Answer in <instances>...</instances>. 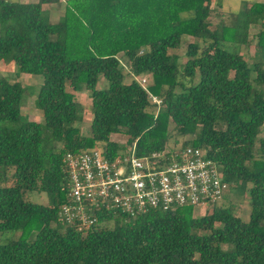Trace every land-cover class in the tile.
Segmentation results:
<instances>
[{"label":"trees","instance_id":"obj_1","mask_svg":"<svg viewBox=\"0 0 264 264\" xmlns=\"http://www.w3.org/2000/svg\"><path fill=\"white\" fill-rule=\"evenodd\" d=\"M58 2L0 0V62L42 76L35 121L21 112L26 86L0 75V234L18 232L0 242V264H264V1L244 0L216 24L212 0H65L51 22L43 5ZM252 25L260 29L249 62L240 47L252 41ZM184 34L195 40L180 62L169 50ZM127 75L148 76L147 89ZM82 90L91 98L89 134L73 93ZM172 123L191 136L178 150L205 149L229 193H248L247 220L231 205L200 216L186 205L116 216L86 235L59 223L66 152L103 145L112 158L134 146L147 156L165 149ZM34 191L48 203L27 200Z\"/></svg>","mask_w":264,"mask_h":264},{"label":"built area","instance_id":"obj_2","mask_svg":"<svg viewBox=\"0 0 264 264\" xmlns=\"http://www.w3.org/2000/svg\"><path fill=\"white\" fill-rule=\"evenodd\" d=\"M134 79L145 89L150 83L146 75ZM149 98L158 109L161 99L151 93ZM62 163L67 199L60 204L57 218L82 235L114 223L116 216L127 221L151 210L186 205L206 212L219 205L230 189L206 150L190 145L142 157L136 155L134 146H128L112 158L103 145H97L66 152Z\"/></svg>","mask_w":264,"mask_h":264},{"label":"rangeland","instance_id":"obj_3","mask_svg":"<svg viewBox=\"0 0 264 264\" xmlns=\"http://www.w3.org/2000/svg\"><path fill=\"white\" fill-rule=\"evenodd\" d=\"M18 1V0H15ZM22 1V0H21ZM28 1V0H23ZM244 0H212L211 6L213 8L211 20L213 24L218 23L220 20L224 19L228 22V20L232 17V12L238 11V9L241 7L242 2ZM249 2L253 1H264V0H247ZM58 6L54 5V8H52L50 11H53L52 13H49V19L51 22H57L60 15L62 14V10L60 11V15H58ZM54 14V15H53ZM187 15V13H184ZM260 27L259 25H252L249 28V36L252 39L249 45H242L240 47V52L244 55V57L251 62L253 59V54L255 50V44L257 41V34ZM195 40L194 38H190L188 35L184 34L182 35V42L181 46L178 49H170L169 52L175 53L179 56L180 62H183L185 60V51L187 48V44L191 41ZM0 75H4L7 78H9L11 81H19L23 85L26 86V92L24 94V99L22 101L21 106V112L23 115L28 117L31 120L35 121H41L42 120V111L35 107L34 99L36 96V93L41 85L42 82V76L41 75H32L29 73H19L17 66L13 62H0ZM134 76L127 75L126 81H130ZM139 77V76H136ZM107 81L106 79H102L98 82V87H102L103 85H106ZM75 99L83 104V113H82V122L80 124L81 126V133L82 134H89V127L90 122L92 118V112H91V98L89 97V92L87 90H82L79 92H73ZM152 109H154L152 107ZM171 126V136L166 143L165 149L173 152L177 151L182 145L184 144L185 140H188L191 138V136H181L177 134L176 130L173 129V123ZM259 136H264V125L261 128V131L259 133ZM110 138L114 141H117L119 143L125 144L127 137L120 133H113L111 134ZM26 199L41 203V204H47L48 198L45 195V193L40 192H30L26 194ZM221 206H232V209L234 213L241 217L244 220H247L249 218L250 213V199L248 193H245L243 195H238L236 192L229 193L224 199L221 200L219 203ZM210 210V209H208ZM205 212L203 208L197 207L193 209V215L194 216H200ZM18 232L13 234V232H4L0 234V242H3L5 239L11 236H17Z\"/></svg>","mask_w":264,"mask_h":264},{"label":"crops","instance_id":"obj_4","mask_svg":"<svg viewBox=\"0 0 264 264\" xmlns=\"http://www.w3.org/2000/svg\"><path fill=\"white\" fill-rule=\"evenodd\" d=\"M21 1V0H18ZM29 1H36V0H28V1H21V2H29ZM65 2V0H60V2L58 3H53V4H44L43 8L47 9L49 11V13H52L53 11H50L52 8H54V5L58 6V10L56 12H58V15H60V11L63 10V3ZM54 15V14H53ZM119 56H121V53L119 54ZM102 80V79H101ZM104 80V79H103Z\"/></svg>","mask_w":264,"mask_h":264}]
</instances>
